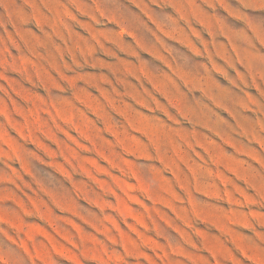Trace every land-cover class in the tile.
Returning <instances> with one entry per match:
<instances>
[{"label":"rangeland","instance_id":"374dc122","mask_svg":"<svg viewBox=\"0 0 264 264\" xmlns=\"http://www.w3.org/2000/svg\"><path fill=\"white\" fill-rule=\"evenodd\" d=\"M0 264H264V0H0Z\"/></svg>","mask_w":264,"mask_h":264}]
</instances>
